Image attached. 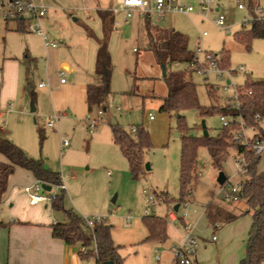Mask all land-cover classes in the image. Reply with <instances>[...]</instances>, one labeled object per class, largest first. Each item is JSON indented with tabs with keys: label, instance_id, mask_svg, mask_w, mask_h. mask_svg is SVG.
<instances>
[{
	"label": "rangeland",
	"instance_id": "rangeland-1",
	"mask_svg": "<svg viewBox=\"0 0 264 264\" xmlns=\"http://www.w3.org/2000/svg\"><path fill=\"white\" fill-rule=\"evenodd\" d=\"M186 1H192L194 13H168L159 19L151 11L146 20L145 15L133 12L127 23H124V14L120 11L122 0H46L47 18L43 19L42 25L48 32L49 39L57 43L58 47L44 50L42 59L39 57L35 64L37 67L31 63L30 66L36 68L34 70L31 67L34 87L41 80L46 84L45 58H52L54 51L72 54L73 50L69 45L73 44L77 37L76 31L82 28L85 19H95L96 10H109L119 26H114L113 30L116 35L112 39L114 46L108 103L105 110L101 109L102 112L98 115L100 119L91 132L87 119H76L68 123L66 120H58V132L57 128L47 126L49 116L29 112V97L27 116L21 117L20 122L13 125L11 135H6L28 156L40 160L45 168L59 174L64 186L65 206L73 208L83 217L101 216L111 226V239L122 257L121 264H175L172 248L180 245L188 225L199 240L196 250L198 264H238L244 255L251 213H245L216 228L208 225L204 215V206L210 201L230 211L244 209V203L240 199L234 202L224 201L222 198L228 192V186L225 185L222 189L216 182L219 172L225 174L231 185L238 183L241 178V173L238 172L240 166L236 162L239 156L231 137L221 165L213 163L206 147L197 149L196 176L188 187L189 190L184 191L185 200L179 203L181 132L175 113L159 111V95L166 87L161 68L158 79H155L152 86H148V79H144L140 87L144 93L135 91L134 76L151 73L152 58L147 54L152 56V52L148 47L147 30L158 29H174L185 34L190 50L200 63L207 65L205 71L197 69L190 72L200 106L232 105L235 87L244 86L248 80L264 81V38L252 39L248 50L234 38L236 31L249 26L247 19H250L252 12L249 10L248 0H217L218 11L208 13L207 18L196 13L197 0ZM251 1L253 5L259 3L264 6V0ZM239 3L243 5L242 9L237 7ZM219 14L224 16L222 27H217L212 21ZM4 27L5 23L0 18V55L6 46L15 47L19 38L18 32ZM203 32L206 34L202 35ZM8 33L14 35L8 39ZM226 51L229 56L227 69L220 71L219 68L208 65L206 54L221 56ZM141 59H144L143 62ZM178 69L191 70L186 65H180ZM51 79L53 82L59 81V76L52 74ZM207 84L212 85V94L209 93ZM98 109L99 107H94L89 115L96 119ZM181 113L192 134H202V120L208 135L216 136L221 131L222 122L220 115L216 113L201 117L195 107ZM149 114L153 116L152 119H149ZM111 125H118L133 137L134 134L130 132L132 127L142 126L148 131L150 147L143 152L144 165L137 176L131 173L127 160L113 142ZM258 126L264 132V116L258 121ZM256 132L257 130L247 128L245 133L247 137H251ZM60 139H67L69 145L60 148ZM257 168L264 169V155L260 156ZM21 169L19 168L18 173H26L28 176H11L13 179L16 177L14 185L20 197L25 194L22 188L35 182L31 172ZM60 191V186L52 185L50 191L40 188L38 194L54 195ZM149 194L154 196V203L148 201ZM163 194H167L171 200H160ZM176 204L178 209L174 211ZM6 207V204L0 206V221L3 222L7 218ZM49 207L50 202L44 209L49 211ZM170 212L174 213V220L169 219ZM145 214H156L166 219L167 237L164 241L145 239L147 231L142 222ZM221 231L226 233L228 244L219 252L210 239L212 235L219 239ZM77 244L72 245L75 252L80 250V245ZM81 260V264L95 263L91 256Z\"/></svg>",
	"mask_w": 264,
	"mask_h": 264
},
{
	"label": "trees",
	"instance_id": "trees-1",
	"mask_svg": "<svg viewBox=\"0 0 264 264\" xmlns=\"http://www.w3.org/2000/svg\"><path fill=\"white\" fill-rule=\"evenodd\" d=\"M249 8L253 3L248 0ZM98 16L102 24L103 37L97 39L98 48L95 58V75L99 81L88 84L86 87V101L88 111L94 107L104 109L110 95V82L112 74V60L108 50V38L113 29V14L109 10H98ZM147 19V17H146ZM17 31H25L22 20L16 22ZM148 47L155 61L159 65H165L166 75L163 77L167 93L161 98L159 111L175 113L177 125L181 132V151L179 157V182L181 196L179 203L185 199L184 191L191 185L196 176L197 149L201 146L209 150L212 161L221 165L227 154L229 138L231 133L238 128L237 118L241 116L245 125H251L257 130L255 136H263L258 121L264 116V81H246L244 86L235 87L238 93L240 105L235 108L233 104L222 106H200L196 94L195 83L190 78L191 70H180V65H189L195 60V53L188 47V37L174 29L147 30ZM234 38L241 43L246 50L250 48L251 40L264 38V21L252 20L248 27L236 31ZM214 60L221 69H227L229 56L227 51L221 56L213 55ZM212 94L213 87L207 84ZM250 91V93H248ZM195 107L201 117L216 113L234 118L235 121L227 126H222L216 136L195 135L184 123L185 109ZM98 109V110H99ZM258 113L260 119L256 120L254 114ZM113 142L119 147L122 155L128 162L131 173L137 176L143 169V152L150 147L149 133L142 126L134 127V137L118 125H111ZM202 129V128H201ZM260 131V132H259ZM236 153L246 161L245 171L241 174V197L245 208L230 211L214 205L212 201L204 206L206 221L209 226L216 228L220 225L236 220L245 213H251V225L245 242L243 257L238 264H261L264 262V171H259L257 163L259 156H254L252 151L246 147L234 145ZM0 154L5 161H0V203L7 190L9 176L13 174L15 167H20L32 173L34 178L41 183L50 186L61 184L58 173L45 168L38 159L28 156L19 146L6 137L0 136ZM189 190V189H188ZM154 197V196H153ZM160 200L168 202L171 198L163 194ZM51 209L61 212L65 218L64 222H57L51 228V234L61 239L65 244L79 243L78 251L81 258L93 257L94 264H121L122 257L114 245L110 229L111 226L104 221L94 222L92 229L88 228L82 216L71 207L64 205V188L60 193L51 195ZM142 222L146 228L145 239L164 241L167 237V222L163 216L156 214H145ZM217 225V226H218ZM84 249V251H83ZM191 264H198L194 259Z\"/></svg>",
	"mask_w": 264,
	"mask_h": 264
},
{
	"label": "crops",
	"instance_id": "crops-1",
	"mask_svg": "<svg viewBox=\"0 0 264 264\" xmlns=\"http://www.w3.org/2000/svg\"><path fill=\"white\" fill-rule=\"evenodd\" d=\"M217 6L219 8L218 4ZM97 11L94 14L95 19H85V22L82 23V28L76 31L77 37L73 44L69 45L71 50H73L72 54L54 51L52 52V58H45L46 84L41 80V82L37 83V87H34L35 82L32 78V69H36L37 65L35 64L38 62L39 57L40 60L42 59L44 50L56 48L58 44L56 47H46L40 35L26 31H17L16 22H4V28L9 31L18 32L17 36L19 38L16 41L15 47L7 48L8 46H6L4 52L0 55L1 137L11 135L13 125H17L21 117L27 116L29 97L33 100L35 107L34 111H31L29 105V112H36L40 116H50L53 113H57L58 120H66V123L75 121L76 119L86 120V116L89 114L86 101V87L88 84L99 81L94 69L98 48L97 39L103 37V32ZM146 17L148 19L149 15H146L145 19ZM45 18H47V14ZM9 24L11 26H8ZM114 29L113 26L108 38L110 56L113 54L112 47L114 46L112 39L116 35L113 32ZM45 32L48 35V32ZM12 35L14 34L8 33L6 36L10 39ZM147 55L152 58V67L150 68L151 73L146 72V74L153 76H143L146 74L134 76L135 91L138 93H144L140 88L144 79H148L146 80L148 86H152L155 79H158L157 75L160 72V65L156 63L153 54L152 56L150 54ZM143 60L141 59V62ZM31 63L35 67L30 66ZM61 70L65 72L64 82L60 81ZM52 74L59 76V81L53 82L51 79ZM40 83L44 84L39 86ZM166 93L167 88L165 87L159 95L160 103L161 98ZM117 108L120 109L119 107ZM54 127L58 130L59 123L56 122ZM0 161H5L2 154H0ZM19 168L15 167L13 174L9 176L7 190L0 203V206L2 204H6L7 206L5 211L7 218L5 222L0 221V264H81L82 260L78 253L79 250L75 252L72 247L73 244H65L61 239L55 238L51 234V228L55 223L65 221L63 214L51 209V207H49V211L44 209L49 201L30 204L23 188L22 191L25 194H22L21 197L18 195V190L14 185L15 178L22 175L28 176L26 173H18ZM259 171H264V169ZM14 174L17 175L13 179L11 176H15ZM32 179L37 182L35 178L32 177ZM35 182L30 185H33ZM42 195L51 196L50 194ZM65 207L68 206L66 205ZM126 219L129 220V218ZM168 233L170 234L171 232L168 230ZM226 236V233L221 231L219 239L216 238L214 241L210 239V242H213V247L219 252L228 244ZM197 257L195 255V260H197Z\"/></svg>",
	"mask_w": 264,
	"mask_h": 264
},
{
	"label": "built area",
	"instance_id": "built-area-1",
	"mask_svg": "<svg viewBox=\"0 0 264 264\" xmlns=\"http://www.w3.org/2000/svg\"><path fill=\"white\" fill-rule=\"evenodd\" d=\"M198 11L196 12L202 18H207L208 13L212 11H218L217 0H197ZM237 7L239 9L243 8L242 4H238ZM252 15L250 19H247L249 22L252 20H260L264 21V6L256 3L249 8ZM48 11V6L46 5V0H0V18L4 22H17V20H22L23 26L26 32L35 33L42 37L44 45L46 47H56L57 43L51 41L49 36L45 32L42 21L45 18ZM120 11L124 14V23H127L128 19L132 16L133 12H137L139 15H149L152 11L154 12L158 18H164L168 13H182L189 15L194 13V8L192 5V1L186 0H122ZM213 23L217 27H222L224 25V16L222 14L217 15L212 19ZM113 25L119 26V23L114 20ZM206 33L203 32L202 35ZM206 60L209 66L212 68L218 69L217 62L214 60L213 55L206 54ZM192 70H207V65H204L199 62L197 56L195 55V60L193 63L187 65ZM221 71L222 69L219 68ZM64 70L60 71L61 82H64ZM44 83H40L39 86H42ZM250 93V91H248ZM234 100L233 106L238 108L240 105L238 99V93L234 88V95L232 97ZM118 109V108H117ZM102 110L99 109L97 111V117L90 116L87 114L86 119L89 120L88 128L90 132L96 126L97 121L100 119L98 115L101 114ZM149 118L152 119L153 116L149 115ZM254 118L256 120L260 119V115L258 113L254 114ZM58 120V115L53 113L49 116V120L47 122V126L54 127ZM220 120L222 122V126H227L230 123L235 121L234 118H228L225 115H220ZM238 120V128L231 133V142L234 145H239L246 147L249 151H252L254 156L264 155V135L263 136H251L247 137L246 129L250 128L255 130L253 126L245 125L243 118L239 116ZM130 132L136 135V129L134 127L131 128ZM69 141L67 139L60 140V147L63 148L67 146ZM240 166L238 172L241 174L245 171L246 161L241 156L238 157L237 161ZM41 182L37 181L33 185L23 187V191L27 194L29 203L36 204L41 201H50L51 196H45L42 194H38L41 186ZM228 186V192L224 193L223 200L226 202H234L240 199V189L241 182L239 181L236 184H232L228 179L222 185H219L222 189L224 186ZM61 188H64L62 183L59 185ZM148 201L150 203H154L153 195H147ZM170 220L175 219V215L173 212L168 214ZM83 221L86 226L92 229L94 222L103 221L101 216H92V217H83ZM218 224H216L217 226ZM216 236L212 235L211 240H215ZM199 246V240L192 234L191 228L188 225L186 227V233L184 238L179 246L172 248V253L174 256L175 264H191V262L195 259L196 250ZM84 251V249H83Z\"/></svg>",
	"mask_w": 264,
	"mask_h": 264
},
{
	"label": "water",
	"instance_id": "water-1",
	"mask_svg": "<svg viewBox=\"0 0 264 264\" xmlns=\"http://www.w3.org/2000/svg\"><path fill=\"white\" fill-rule=\"evenodd\" d=\"M160 68H161V74H162V77H164V76L166 75L165 65H163V64L160 65ZM226 82L228 83V81H226ZM34 109H35V107H34V104H33V100H31V101H30V110H31V111H34ZM103 110H104V109H103ZM201 128H202V134H203L204 136H207V135H208V132H207V130H206V128H205V123H204L203 120L201 121ZM145 167H146V168L148 167V164H147V163L145 164ZM225 180H226V176H225V174H224L223 172H219L218 175H217V177H216V182H217L219 185H222V184L225 182ZM41 186H42V188H43L44 190H46V191H49V190H50V187H51L50 185L45 184V183H42ZM239 195H240V197H241V193H240ZM112 201L114 202V199H112ZM177 209H178V204L174 205V207H173V210H174V211H177ZM105 264H112V262L108 261V262H106Z\"/></svg>",
	"mask_w": 264,
	"mask_h": 264
}]
</instances>
